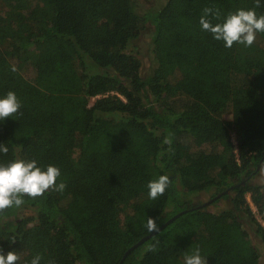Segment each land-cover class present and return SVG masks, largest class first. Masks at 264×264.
Instances as JSON below:
<instances>
[{
	"label": "trees",
	"instance_id": "obj_1",
	"mask_svg": "<svg viewBox=\"0 0 264 264\" xmlns=\"http://www.w3.org/2000/svg\"><path fill=\"white\" fill-rule=\"evenodd\" d=\"M259 3L166 0L152 16L133 0H0V98L22 104L0 121V165H53L66 184L0 213L4 254L119 264L152 232L149 218L160 227L187 210L122 264H184L197 248L207 264H264V33L226 48L199 23L205 8L213 24L240 9L264 15ZM148 23L143 73L128 47ZM161 175L171 183L150 199Z\"/></svg>",
	"mask_w": 264,
	"mask_h": 264
},
{
	"label": "clouds",
	"instance_id": "obj_2",
	"mask_svg": "<svg viewBox=\"0 0 264 264\" xmlns=\"http://www.w3.org/2000/svg\"><path fill=\"white\" fill-rule=\"evenodd\" d=\"M255 6H260L259 0H256ZM203 13L199 20L202 30L210 32L215 40L223 41L226 48H231L234 43L251 47L257 39V33H264V15L257 16L254 9H240L235 13H229L222 23L215 24L208 18L213 15L212 8H205ZM214 16L216 19L220 18L218 9L215 10ZM21 107L17 95L9 91L4 98H0V121L17 114ZM165 142L171 143L168 140ZM0 152L7 154L8 147L0 144ZM60 176L61 171L58 167L49 165L43 170L37 166L35 160H15L6 166L0 165V213L23 205L24 196L35 199L50 189L62 192L66 184L64 182L57 184ZM170 183L167 175L150 181L147 185L149 198L155 200L162 196ZM148 228L150 231H159L152 218H149ZM41 259L40 255H36L30 264H40ZM19 260L17 252L9 251L5 255L0 249V264H17ZM184 264H207V258L202 257L197 248L191 255L184 257Z\"/></svg>",
	"mask_w": 264,
	"mask_h": 264
},
{
	"label": "rangeland",
	"instance_id": "obj_3",
	"mask_svg": "<svg viewBox=\"0 0 264 264\" xmlns=\"http://www.w3.org/2000/svg\"><path fill=\"white\" fill-rule=\"evenodd\" d=\"M133 1H134L136 11L140 14H142L146 10L155 11L157 9L152 14V16H154L166 0H133ZM152 30H153V26L150 23H148L146 25V28L141 32V34L138 37H136L130 42L129 47H128V49L132 53L136 54L141 60V71L143 73L148 72L152 66V56L150 53V42H151ZM91 101L93 100L91 99ZM225 118L230 119L229 115H225ZM255 180L258 182L264 181V162L262 166L260 167V173L257 174ZM202 197H205L202 199V201L204 200L206 202L207 196L204 195V196H201V198ZM246 197H247V200L250 201L249 194ZM210 208H214V207L211 206ZM215 208L216 210H219L222 207H220V204H219V206H216ZM252 209L254 212H256V209L253 206H252ZM30 214H33V212H31L30 210L24 209V210H20L17 215L19 217H23V216L30 215ZM256 218L261 224L264 225V222L259 217V215H256ZM261 259H262V262H264V257H261Z\"/></svg>",
	"mask_w": 264,
	"mask_h": 264
},
{
	"label": "water",
	"instance_id": "obj_4",
	"mask_svg": "<svg viewBox=\"0 0 264 264\" xmlns=\"http://www.w3.org/2000/svg\"><path fill=\"white\" fill-rule=\"evenodd\" d=\"M230 189V188H229ZM228 191V189L226 190ZM226 191L215 195L214 197H212L211 199H209L208 201H206L205 203H203L202 206L207 205L208 203L212 202L213 200H215L216 198H218L219 196H221L222 194H224ZM200 206H197L196 208H198ZM187 210H182L176 214H174L172 217L168 218L159 228V231L162 230L165 226H167L168 224H170L173 220H175L177 217H179L181 214L185 213ZM157 232L152 231L151 233H149L148 235L142 237L141 239H139L136 243H134L133 245H131L124 253L123 256L121 258V261L119 262V264H122L123 260L125 259V257L134 249L136 248L138 245H140L141 243H143L145 240H147L148 238H150L152 235H154Z\"/></svg>",
	"mask_w": 264,
	"mask_h": 264
}]
</instances>
